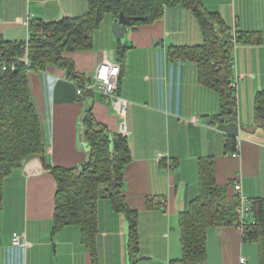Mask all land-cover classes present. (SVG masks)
<instances>
[{
  "label": "crops",
  "instance_id": "crops-1",
  "mask_svg": "<svg viewBox=\"0 0 264 264\" xmlns=\"http://www.w3.org/2000/svg\"><path fill=\"white\" fill-rule=\"evenodd\" d=\"M203 2L233 31L263 35L261 44L236 46V103L226 119L215 120L221 112L218 96L199 82L196 64L169 54L176 46L203 41L195 16L179 4L166 7L152 23L129 25L123 42L114 36L115 19L108 14L94 31L92 49L64 54L83 80L104 56L119 64L118 92L129 101L126 138L131 153L122 192L138 212L135 264H175L180 257L179 214L199 194L200 157H213L215 181L228 184V194L238 196L234 182L239 177L243 193L250 200L261 199L264 212V128L254 118L255 94L264 89V0ZM86 9V0H0V37L26 41L24 21L77 16ZM28 82L49 167L70 168L86 160L79 125L86 109L110 133L118 132V118L102 94L94 90L78 95V79L68 77L65 69L48 65L30 70ZM227 137L235 138L236 147L225 148ZM236 148L239 153L233 157ZM49 167L39 155L29 156L4 179L0 264H93L79 226L53 231L56 182ZM96 226L97 264H132L128 222L107 198L97 200ZM13 232L25 234L29 243L12 244ZM206 244L202 264H238L240 256L247 264H258L257 244L245 242L236 224L209 227Z\"/></svg>",
  "mask_w": 264,
  "mask_h": 264
},
{
  "label": "trees",
  "instance_id": "trees-1",
  "mask_svg": "<svg viewBox=\"0 0 264 264\" xmlns=\"http://www.w3.org/2000/svg\"><path fill=\"white\" fill-rule=\"evenodd\" d=\"M86 3V11L77 16L29 19L26 41H5L0 37V208L4 179L13 169L20 167L26 157L39 155L49 167L45 161L40 116L30 92L28 72L55 65L65 69L68 77L83 81L76 75L73 61L64 54L92 49L94 31L106 14L116 20L123 13L131 20V25H138L159 19L168 6L179 4L190 10L200 26L203 41L197 45L176 46L169 54L194 62L199 82L216 92L221 112L214 116L215 120L232 116L236 103L233 85L236 46L263 42L260 31H233L219 13L206 8L203 0H86ZM24 59L30 66H26ZM13 62L15 67L11 69ZM3 65L6 69L2 68ZM254 118L264 128V89L255 94ZM79 125L87 148L86 160L70 168L49 167L56 182L53 231L67 225L79 226L82 242L90 251L92 263L97 264V200L107 198L113 208L126 217L128 251L132 264H135L139 243L138 212L126 203L122 192L123 171L131 161L127 136L110 133L105 125L96 122L88 109L80 117ZM234 147L235 138L227 137L225 148ZM198 185V196L190 200L179 214L181 255L173 260L175 264L204 263L207 229L237 223L238 196L228 194V184L215 181L213 157L198 159ZM250 202L253 223L243 231V240L257 244L258 264H264L263 204L259 198Z\"/></svg>",
  "mask_w": 264,
  "mask_h": 264
},
{
  "label": "built area",
  "instance_id": "built-area-1",
  "mask_svg": "<svg viewBox=\"0 0 264 264\" xmlns=\"http://www.w3.org/2000/svg\"><path fill=\"white\" fill-rule=\"evenodd\" d=\"M24 25L28 26V20L24 21ZM26 66H30L27 59H24ZM15 67L14 62L10 64V68ZM6 69V66H2ZM120 83V67L117 62L109 60L104 56L101 61L96 64L91 77L88 80H81L77 82V94L82 95L83 92L94 90L99 91L102 96L109 103L112 111L118 118V132L122 135L127 136L129 133L127 127V109L129 105L128 99L118 92ZM234 85V83H233ZM238 149L236 148L232 152V156H238ZM171 163L167 160V166ZM234 188L238 193V206L236 208L237 213V227L243 233L249 223H253V218L251 215V202L250 199L242 191L241 181L238 177L234 182ZM11 242L14 245L25 246L29 242L25 234L13 232L11 236ZM238 264H247V259L245 256H240L238 259Z\"/></svg>",
  "mask_w": 264,
  "mask_h": 264
},
{
  "label": "water",
  "instance_id": "water-1",
  "mask_svg": "<svg viewBox=\"0 0 264 264\" xmlns=\"http://www.w3.org/2000/svg\"><path fill=\"white\" fill-rule=\"evenodd\" d=\"M131 25V20L124 16L123 13L119 14L118 19L112 24V32L116 39L120 40L121 42L124 41V33L127 31V27ZM114 138L112 137V142ZM113 146V143L111 144ZM145 258L141 256L139 259Z\"/></svg>",
  "mask_w": 264,
  "mask_h": 264
},
{
  "label": "rangeland",
  "instance_id": "rangeland-1",
  "mask_svg": "<svg viewBox=\"0 0 264 264\" xmlns=\"http://www.w3.org/2000/svg\"><path fill=\"white\" fill-rule=\"evenodd\" d=\"M108 16V14L105 15V17ZM146 256V255H145Z\"/></svg>",
  "mask_w": 264,
  "mask_h": 264
}]
</instances>
